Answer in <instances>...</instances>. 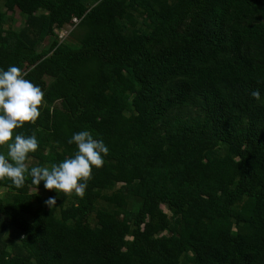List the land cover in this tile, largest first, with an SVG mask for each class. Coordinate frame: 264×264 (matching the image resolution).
Segmentation results:
<instances>
[{"label":"trees","instance_id":"16d2710c","mask_svg":"<svg viewBox=\"0 0 264 264\" xmlns=\"http://www.w3.org/2000/svg\"><path fill=\"white\" fill-rule=\"evenodd\" d=\"M9 65L44 92L26 170L109 151L83 196L0 178V264H264V0H0Z\"/></svg>","mask_w":264,"mask_h":264},{"label":"clouds","instance_id":"9594fccd","mask_svg":"<svg viewBox=\"0 0 264 264\" xmlns=\"http://www.w3.org/2000/svg\"><path fill=\"white\" fill-rule=\"evenodd\" d=\"M250 95L264 103L258 89L252 90ZM43 97L42 89L26 79L19 67L0 68V146L7 150L0 153V178H9L13 186L20 188L27 171L33 185L43 182L46 190H54L57 195L74 192L83 196L92 167L100 168L109 151L103 140L94 139L87 130L72 133L67 141L76 146L72 156L53 163L51 167L34 166L26 170L25 160L37 149V137L35 134L14 133L13 130L21 128L25 122L36 121ZM56 198L50 196L44 204L51 208L56 205Z\"/></svg>","mask_w":264,"mask_h":264},{"label":"rangeland","instance_id":"374dc122","mask_svg":"<svg viewBox=\"0 0 264 264\" xmlns=\"http://www.w3.org/2000/svg\"><path fill=\"white\" fill-rule=\"evenodd\" d=\"M11 14V12H9ZM14 17L16 18L15 20V25L16 26H20L21 24H23V18L18 14V13H15L14 14ZM67 35L68 32H62L61 34H65ZM3 190H0V194L2 193ZM163 208L168 212V209L166 208V206L163 205ZM12 236H16L14 234H10V237Z\"/></svg>","mask_w":264,"mask_h":264}]
</instances>
